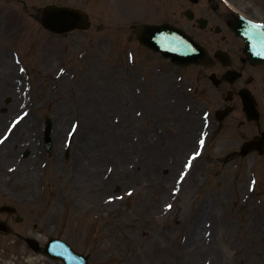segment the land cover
I'll list each match as a JSON object with an SVG mask.
<instances>
[{
    "label": "rangeland",
    "instance_id": "374dc122",
    "mask_svg": "<svg viewBox=\"0 0 264 264\" xmlns=\"http://www.w3.org/2000/svg\"><path fill=\"white\" fill-rule=\"evenodd\" d=\"M113 3L120 12L121 1ZM15 12L17 20L26 16L19 6ZM93 18L88 31L73 32L62 41L50 40V35L43 38L39 26L24 30L35 36L21 44L33 78L29 119L20 121L13 132L17 142L27 138L24 130L44 128L47 116L53 117L58 132L65 134L75 120L78 129L69 159L63 158L62 147L55 148L48 159L44 153L35 156L31 166L39 168L48 162L42 174L31 184H17L15 190L8 184L5 191L40 222L39 227L47 230L44 235L79 241L77 245L91 252L95 264H264V155L229 152L233 140L227 129L232 130L236 122L231 118L224 124L215 119L211 123L204 117L214 106H208L197 90L200 84L193 68L176 67L144 47L132 64L128 52L135 46L119 36L127 28ZM2 29L0 22L1 33ZM6 42L0 39V45L6 47ZM2 49L0 127L5 128L8 118L19 112V103L12 106L10 95L2 92L7 62L17 72ZM47 62H54V70L40 72L39 64ZM60 64L69 74L75 72L73 80L54 77ZM200 138L206 139L204 153L197 154L179 195L163 198L162 185L171 179L165 186L169 191L175 188L187 154L195 152ZM20 153L17 150L5 165L0 162V168L6 170ZM54 172L60 175L58 185ZM19 177L14 174V179ZM132 179L139 188L127 196L125 188ZM89 193L114 197L115 205L90 214L69 210L70 203L76 207L90 199ZM49 203L55 204L50 207ZM78 226L87 229L86 239L78 234ZM196 228L195 239L200 241L191 237Z\"/></svg>",
    "mask_w": 264,
    "mask_h": 264
},
{
    "label": "flooded vegetation",
    "instance_id": "af4514ba",
    "mask_svg": "<svg viewBox=\"0 0 264 264\" xmlns=\"http://www.w3.org/2000/svg\"><path fill=\"white\" fill-rule=\"evenodd\" d=\"M127 5H136L141 0H125ZM148 1V0H147ZM159 6L148 4L146 11H136L133 14L134 23L146 15L161 16L165 22L183 26L190 34L204 44L213 60L208 76L213 77L216 88L224 97L227 104L232 105L234 111L245 114L243 93L245 90L260 111L258 121H252V127L259 128V122L264 117V61H253L249 58L245 43L232 30L231 26L236 22L238 14L229 10L219 0H157ZM242 13L249 18L264 23V0H237L235 2ZM139 9H143L140 7ZM231 94V95H229ZM230 99V101H229ZM14 215L0 211V235L4 233H17L18 238L26 239L21 232H15L13 222ZM5 236V235H4ZM22 254H17V257Z\"/></svg>",
    "mask_w": 264,
    "mask_h": 264
},
{
    "label": "bare ground",
    "instance_id": "6f19581e",
    "mask_svg": "<svg viewBox=\"0 0 264 264\" xmlns=\"http://www.w3.org/2000/svg\"><path fill=\"white\" fill-rule=\"evenodd\" d=\"M5 90H11V87L9 86L8 83H6ZM24 126H25V125H24ZM23 128L25 129V127H23ZM32 133H33V130H30V129H26V130H24V134H23V136H26L27 138L25 139V142L22 143V144H21V142L19 141V144H20L19 149L22 148V147H24V148H31V149H33V150H35L36 148H38L37 145H34L32 142L27 143V141H31ZM58 141H61V134H60V136H59V138H58ZM10 150H12V149H7V148H6V152H5V150H0V157H1L2 155H4V154H8L7 152L10 151ZM189 152H190V150H189ZM187 155H188V154H187ZM192 170H193V168H192ZM192 170H191V171H192ZM191 171H190V172H191ZM32 173L35 174L36 172H32ZM33 174L30 173L29 175L32 176V177H34ZM3 175H6V174L3 173ZM170 183H171V179H167L166 182L164 183V185H162V187H161V191H162L163 198H170V197L172 196V194L170 193V191H168V188H166V186H165L166 184H170ZM196 232H197V235H199V232H198L197 228L195 229L194 234L191 235L192 239H195V237H196ZM211 236H212V235H211ZM191 237H190V238H191ZM203 239H204V240L206 239V238H205V235H203ZM195 240L200 241V240H202V239L198 237V238H196ZM204 240H203V241H204ZM206 240H207V239H206Z\"/></svg>",
    "mask_w": 264,
    "mask_h": 264
},
{
    "label": "water",
    "instance_id": "95a60500",
    "mask_svg": "<svg viewBox=\"0 0 264 264\" xmlns=\"http://www.w3.org/2000/svg\"><path fill=\"white\" fill-rule=\"evenodd\" d=\"M157 38V37H156ZM158 39V38H157ZM161 40V38L157 41L155 38H151V40H149L148 38H146V42L148 43V44H150L152 47H154V48H158V46L157 45H159L160 46V48L161 49H164V50H166V51H164L165 52V54H170V55H172L173 56V58H174V60H176V61H179V60H181V61H184L186 58H185V53H184V51L183 50H181V49H172V50H167L165 47L166 46H164L163 45V43L160 41ZM156 41V42H155ZM170 41V43H172L173 44V42H172V40H169Z\"/></svg>",
    "mask_w": 264,
    "mask_h": 264
},
{
    "label": "snow or ice",
    "instance_id": "6c2138e0",
    "mask_svg": "<svg viewBox=\"0 0 264 264\" xmlns=\"http://www.w3.org/2000/svg\"><path fill=\"white\" fill-rule=\"evenodd\" d=\"M202 143V142H201ZM169 207H171V205H169Z\"/></svg>",
    "mask_w": 264,
    "mask_h": 264
}]
</instances>
